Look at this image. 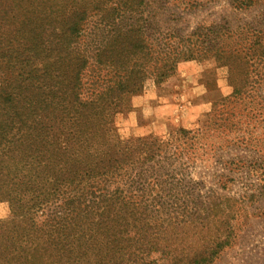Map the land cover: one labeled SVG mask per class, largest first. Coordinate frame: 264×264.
Segmentation results:
<instances>
[{
  "label": "trees",
  "instance_id": "1",
  "mask_svg": "<svg viewBox=\"0 0 264 264\" xmlns=\"http://www.w3.org/2000/svg\"><path fill=\"white\" fill-rule=\"evenodd\" d=\"M17 1L0 33V264H212L236 201L201 193L190 169L207 131L261 109L264 25L178 38L156 11L203 0ZM229 2L247 11L264 0ZM200 58L231 89L220 111L194 132L122 140L115 119L146 81Z\"/></svg>",
  "mask_w": 264,
  "mask_h": 264
},
{
  "label": "rangeland",
  "instance_id": "2",
  "mask_svg": "<svg viewBox=\"0 0 264 264\" xmlns=\"http://www.w3.org/2000/svg\"><path fill=\"white\" fill-rule=\"evenodd\" d=\"M17 4V0H0V33L10 32L19 18ZM163 7L156 11V21L178 38L195 31L206 34L218 26L234 30L264 25V3L247 11L234 9L229 0H203L193 9ZM262 75L252 89L261 109L253 107L251 114L233 110L229 121L207 131L206 146L196 150L197 163L190 169L192 183L201 193L211 191L236 201L232 236L212 264H264V71ZM230 94L224 74L212 59L181 62L162 84L146 81L143 92L131 100V111L116 117L117 134L126 140L166 137L179 128L197 131L207 124L212 109L220 111L219 98ZM8 216V205L0 203V221Z\"/></svg>",
  "mask_w": 264,
  "mask_h": 264
},
{
  "label": "crops",
  "instance_id": "3",
  "mask_svg": "<svg viewBox=\"0 0 264 264\" xmlns=\"http://www.w3.org/2000/svg\"><path fill=\"white\" fill-rule=\"evenodd\" d=\"M197 108V107H196ZM197 109H199L200 111H201V108H197Z\"/></svg>",
  "mask_w": 264,
  "mask_h": 264
}]
</instances>
